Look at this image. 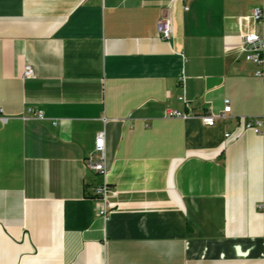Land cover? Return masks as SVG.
I'll return each instance as SVG.
<instances>
[{
  "label": "crops",
  "instance_id": "0c3cea01",
  "mask_svg": "<svg viewBox=\"0 0 264 264\" xmlns=\"http://www.w3.org/2000/svg\"><path fill=\"white\" fill-rule=\"evenodd\" d=\"M263 22L264 0H0V264H264V130L245 126L264 78L241 46ZM102 130L106 218L85 161Z\"/></svg>",
  "mask_w": 264,
  "mask_h": 264
},
{
  "label": "built area",
  "instance_id": "2783aa9c",
  "mask_svg": "<svg viewBox=\"0 0 264 264\" xmlns=\"http://www.w3.org/2000/svg\"><path fill=\"white\" fill-rule=\"evenodd\" d=\"M253 18L255 21H261L263 18V11L257 7L253 10ZM157 31L163 39H170L172 34L171 19L167 15H163L157 23ZM242 50L244 57L247 61L253 63L256 66L254 74L257 77L264 78V22L262 30L260 32H250L243 36ZM24 75L27 78L35 76L34 68L31 65H26L24 68ZM183 102H187L185 96L180 97ZM29 111L34 115V118L43 119L44 112L42 110L35 111L33 108H29ZM232 112L231 100L225 98L223 102V108L218 114L206 113L200 114L203 122L207 125H214L218 119H225ZM4 113L2 107H0V115ZM166 115L168 117H189L194 116V112H183L176 109H167ZM3 121L8 119L7 116H0ZM246 128L252 129L256 133H261L264 130V116L263 117H247ZM229 135V133L227 134ZM105 131H99L95 140V147L92 153L86 157V165L90 170L95 171L102 175L103 178L95 184L93 188V197L98 200L97 213L106 218L111 211L110 197L115 195V191L111 189V186L106 179V149H105Z\"/></svg>",
  "mask_w": 264,
  "mask_h": 264
}]
</instances>
